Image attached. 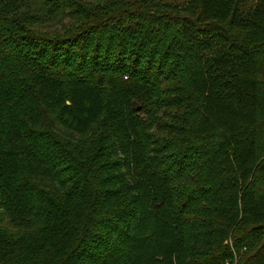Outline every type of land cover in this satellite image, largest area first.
<instances>
[{"label": "trees", "instance_id": "1", "mask_svg": "<svg viewBox=\"0 0 264 264\" xmlns=\"http://www.w3.org/2000/svg\"><path fill=\"white\" fill-rule=\"evenodd\" d=\"M0 264H264V0H0Z\"/></svg>", "mask_w": 264, "mask_h": 264}]
</instances>
